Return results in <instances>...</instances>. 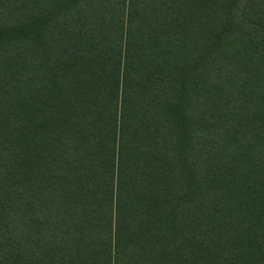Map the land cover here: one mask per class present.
<instances>
[{"label":"trees","instance_id":"16d2710c","mask_svg":"<svg viewBox=\"0 0 264 264\" xmlns=\"http://www.w3.org/2000/svg\"><path fill=\"white\" fill-rule=\"evenodd\" d=\"M0 264H264V0H0Z\"/></svg>","mask_w":264,"mask_h":264}]
</instances>
